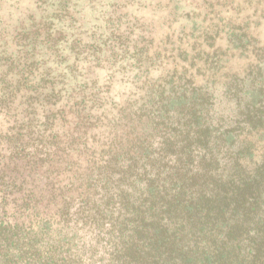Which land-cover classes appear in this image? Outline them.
I'll list each match as a JSON object with an SVG mask.
<instances>
[{
  "label": "trees",
  "instance_id": "16d2710c",
  "mask_svg": "<svg viewBox=\"0 0 264 264\" xmlns=\"http://www.w3.org/2000/svg\"><path fill=\"white\" fill-rule=\"evenodd\" d=\"M44 3L16 7V25L0 15V264L258 258L264 226L245 222L264 170L262 61L218 82L201 49L150 53L120 34L99 51L62 28L66 1ZM124 42L145 81L117 95L124 68L104 83L100 63L126 57ZM147 64L166 67L154 80Z\"/></svg>",
  "mask_w": 264,
  "mask_h": 264
},
{
  "label": "rangeland",
  "instance_id": "374dc122",
  "mask_svg": "<svg viewBox=\"0 0 264 264\" xmlns=\"http://www.w3.org/2000/svg\"><path fill=\"white\" fill-rule=\"evenodd\" d=\"M35 1L0 0V15H3V18L7 15L12 25H16V20L20 17L16 7L26 14L27 8L35 7ZM47 1L49 3L51 0ZM63 1L67 2L64 18H68L71 23L63 24L62 28L67 29L66 33L78 36L83 42L91 43L95 38L99 39L97 44L99 51L106 49L109 52L111 48V53L116 52L117 48H112L113 36L125 35L126 40L129 36L133 40L140 39L141 36L147 38L142 44L146 45L150 53L169 52V49L171 53H177L176 45L183 47L189 53L199 49L213 53L209 59L211 66H215L219 71L210 80L223 82L231 79L232 82H236L240 79L237 76L241 77L249 72L254 68L257 60L262 61L260 63L262 69L258 72L262 75L261 78H264V0ZM37 10L40 12V8ZM192 27L196 29L193 30ZM109 41L111 45L108 44ZM124 43V48L129 50L131 43ZM142 50H145V47ZM67 51H64L65 55ZM131 51L130 49L125 53L126 57L122 59L113 54L109 60L100 63L99 78L104 83L109 80L108 75L111 70L124 68L125 73L114 76L117 95L125 93L123 91L125 85L145 81L144 76L136 78L134 65L143 61L136 62L130 59L127 55H131ZM69 61H73L72 56L69 57ZM192 62V66L202 67L197 56ZM146 67L149 68L148 64ZM152 67L149 68V76L157 80L161 76L159 69H164L166 66ZM261 137L260 149L264 153V135ZM258 178L259 182L247 190V193L252 192L247 195V200L251 201L252 195L254 197L252 201L259 206L258 211L255 219L249 214L245 222V225L258 226L256 229H260L259 225L264 226V210L260 209L264 205V170L260 171ZM259 254L258 258L253 259L249 256L242 263L264 264V241Z\"/></svg>",
  "mask_w": 264,
  "mask_h": 264
}]
</instances>
